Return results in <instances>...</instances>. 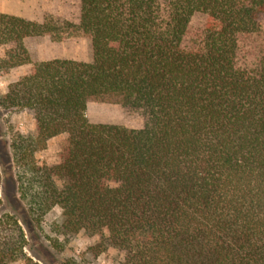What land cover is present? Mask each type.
<instances>
[{
	"label": "trees",
	"instance_id": "16d2710c",
	"mask_svg": "<svg viewBox=\"0 0 264 264\" xmlns=\"http://www.w3.org/2000/svg\"><path fill=\"white\" fill-rule=\"evenodd\" d=\"M46 36L84 37L90 60H35L27 43ZM2 48L0 82L26 70L0 108L35 130L0 144V264H39L27 248L43 261L28 237L55 207L61 235L98 237L92 255L121 264H264V0H81L79 23L0 13ZM94 102L143 127L91 122Z\"/></svg>",
	"mask_w": 264,
	"mask_h": 264
},
{
	"label": "rangeland",
	"instance_id": "374dc122",
	"mask_svg": "<svg viewBox=\"0 0 264 264\" xmlns=\"http://www.w3.org/2000/svg\"><path fill=\"white\" fill-rule=\"evenodd\" d=\"M80 3L81 0H43L42 9L37 15L43 16L45 13H49L79 23ZM206 21L207 16L205 14L197 13L191 21L190 35L192 37L200 35ZM27 45L32 58L35 60L47 61L64 58L89 61L91 58L89 41L82 36L66 37L61 41L46 36L44 39L30 40ZM2 50L4 51L3 48ZM23 70L21 68L14 71V77L0 82V88L3 92L6 91L9 82L23 74ZM87 118L94 123H111L130 129H140L144 124L143 118L139 114L129 112L120 105L96 102L88 105ZM0 129V136H2L0 144L6 142L7 145H10L18 134L28 135L35 130L34 115L23 108H0ZM65 140V134L51 139L47 148L37 154L38 163L48 166L57 164ZM22 171V168L14 167V172L21 173ZM4 184H6L4 169L0 165V196H2ZM6 186L9 188L8 184ZM2 212L3 209L1 208L0 214ZM61 222V209L55 207L46 215L38 231V236L28 237L29 245L34 248L44 262L48 264H121L123 255L113 248L98 256L92 255L91 247L99 240L98 237H90L84 232L74 237L61 235L58 232ZM25 252L35 263L45 264L35 258L29 248Z\"/></svg>",
	"mask_w": 264,
	"mask_h": 264
},
{
	"label": "crops",
	"instance_id": "0c3cea01",
	"mask_svg": "<svg viewBox=\"0 0 264 264\" xmlns=\"http://www.w3.org/2000/svg\"><path fill=\"white\" fill-rule=\"evenodd\" d=\"M43 0H0V13L15 15L28 20L41 21L43 16L37 13L42 9ZM0 56H4V51L0 49ZM23 70V68H22ZM23 70V73L25 72Z\"/></svg>",
	"mask_w": 264,
	"mask_h": 264
}]
</instances>
